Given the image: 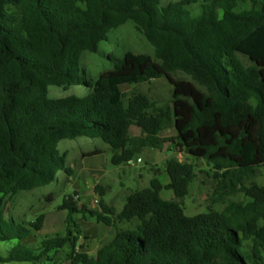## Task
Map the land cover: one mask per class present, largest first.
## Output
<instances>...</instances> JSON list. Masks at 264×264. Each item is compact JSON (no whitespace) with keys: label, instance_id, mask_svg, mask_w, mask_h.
<instances>
[{"label":"trees","instance_id":"16d2710c","mask_svg":"<svg viewBox=\"0 0 264 264\" xmlns=\"http://www.w3.org/2000/svg\"><path fill=\"white\" fill-rule=\"evenodd\" d=\"M162 2L0 0V196L49 185L62 169L73 175L58 149L63 139L99 137L112 163H129L136 154L132 126L141 130L143 146L163 150L172 141L212 164L215 178L248 168L255 177L256 167L264 169V0ZM128 21L153 45L154 57L111 54L114 67L96 79L80 73L83 54L98 52L111 30ZM161 77L173 86L171 107L121 89ZM73 85H85L87 95H49L51 86ZM167 124L177 134L159 137ZM164 173L167 182L156 175L149 186L129 190L120 211L98 187L102 211L91 216L115 233L95 256L76 251L80 236L69 225L66 235L47 237L36 250L19 244L0 261H40L71 243L70 264H264V185L241 183L235 191L246 200L226 198L222 209L188 215L183 200L196 165L173 156ZM164 189L175 199L163 198ZM60 209L68 210L69 224L76 223L74 213L88 212L74 194ZM44 218L10 221L0 205V240H27Z\"/></svg>","mask_w":264,"mask_h":264},{"label":"rangeland","instance_id":"374dc122","mask_svg":"<svg viewBox=\"0 0 264 264\" xmlns=\"http://www.w3.org/2000/svg\"><path fill=\"white\" fill-rule=\"evenodd\" d=\"M171 1L176 0H163L162 5ZM127 51L147 53L153 57L155 55L153 45L138 31L133 21H128L111 30L110 39L100 44L98 52L86 51L81 58L80 73L85 71L89 79H96L101 72L114 67V62L109 57L111 54L121 58ZM174 76L193 81L183 72H176ZM121 89L131 92L142 91L160 105L172 106L173 86L165 77L144 83L123 84ZM87 93L88 88L85 85H73L68 89L58 86L49 88V95L55 98L69 95L85 97ZM130 131L134 137L132 145L136 154L129 163L120 165L112 163V151L109 145L99 137L80 136L75 139H63L59 142L58 149L62 155L66 156V166L74 169L73 175H68L62 169L58 172L55 181L49 185L13 195L0 196V205L4 208L9 220L14 217L18 221L25 220L28 223L35 221L42 214L45 215L42 229L33 231L27 240H0V256H9V252L19 244H25L36 250L45 238L66 235L69 225H71L74 234L80 236V241L75 247L76 251L95 256L101 243L108 241L115 233L114 228L98 223L91 216V211H102L98 187L106 190L105 203L120 211L124 205V196L129 190L149 186L151 179L156 175L164 182L169 180L164 173L165 157L175 156L182 161L196 165L197 177L192 184L190 194L183 200L188 215L206 212L209 207L222 209L224 207L223 200L226 198L246 200L243 192L235 191L241 183L249 184L255 179L259 184L264 185V169L262 167H256L255 177L250 175L252 171L248 168V170L233 169L226 179L215 178L212 164H209L207 160L180 152L172 141H165L163 150L155 146H143L141 130L132 126ZM176 134L175 128L167 124L160 136L171 137ZM157 138L152 137L154 141H157ZM94 150H100L101 153L87 155ZM138 158L141 159V162L138 161ZM70 194H74L79 207L85 206L88 212L85 214L74 213L73 218L76 223L69 224L66 221L69 212L66 209H60V206L64 197ZM161 195L165 199H175L173 190L164 189ZM77 223L81 227L80 234L77 233L74 226ZM120 226L127 228L130 224H120ZM26 227L30 228L28 224ZM72 251L73 245L68 243L64 248L50 252L40 261H0V264H70Z\"/></svg>","mask_w":264,"mask_h":264},{"label":"crops","instance_id":"0c3cea01","mask_svg":"<svg viewBox=\"0 0 264 264\" xmlns=\"http://www.w3.org/2000/svg\"><path fill=\"white\" fill-rule=\"evenodd\" d=\"M161 134H163V132H162ZM161 134H160V135H161ZM160 135H159V136H160ZM160 137L167 138V137H169V136H164V135H163V136H160ZM166 159H168V158L165 157V160H166Z\"/></svg>","mask_w":264,"mask_h":264},{"label":"built area","instance_id":"2783aa9c","mask_svg":"<svg viewBox=\"0 0 264 264\" xmlns=\"http://www.w3.org/2000/svg\"><path fill=\"white\" fill-rule=\"evenodd\" d=\"M138 161H139V162H141V159H140V158H138Z\"/></svg>","mask_w":264,"mask_h":264}]
</instances>
